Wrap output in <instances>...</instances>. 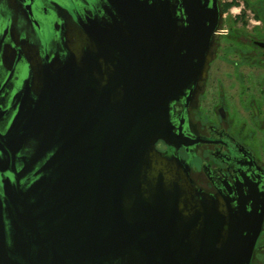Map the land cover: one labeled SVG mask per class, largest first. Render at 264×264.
<instances>
[{
  "label": "water",
  "instance_id": "95a60500",
  "mask_svg": "<svg viewBox=\"0 0 264 264\" xmlns=\"http://www.w3.org/2000/svg\"><path fill=\"white\" fill-rule=\"evenodd\" d=\"M216 8L203 34L193 21L187 70L163 56L162 40L129 38L111 90L80 82L73 57L64 78H39L37 99L21 101L5 136L11 165L22 147L33 151L12 177L0 156V264H250L262 215L226 219L196 205L179 164L154 146L170 142L168 103L180 86L207 73Z\"/></svg>",
  "mask_w": 264,
  "mask_h": 264
},
{
  "label": "flooded vegetation",
  "instance_id": "af4514ba",
  "mask_svg": "<svg viewBox=\"0 0 264 264\" xmlns=\"http://www.w3.org/2000/svg\"><path fill=\"white\" fill-rule=\"evenodd\" d=\"M231 1L216 0L207 73L195 84L179 85L168 103L170 142L158 139L154 146L179 164L177 173L187 176L196 205L226 219L262 215L250 264H264V45L259 44L264 43V2L250 0L247 6L239 0L235 9L225 6ZM212 2L0 0V156L10 158L4 176L12 177L9 169L20 170L22 157L33 151V145L22 147L11 165L5 136L21 101L31 105L37 99L35 91L44 87L43 80L37 83L41 76L64 78L73 57L80 82L111 90L107 82L121 65L129 38L162 40L159 51L181 65L189 58L193 21L198 22L195 32L203 34ZM39 167L21 179L22 185L33 181Z\"/></svg>",
  "mask_w": 264,
  "mask_h": 264
},
{
  "label": "trees",
  "instance_id": "16d2710c",
  "mask_svg": "<svg viewBox=\"0 0 264 264\" xmlns=\"http://www.w3.org/2000/svg\"><path fill=\"white\" fill-rule=\"evenodd\" d=\"M243 1H244L245 5H247V6L251 4L250 0H243ZM263 2H264V0H262V3ZM233 4H237V1L226 2L225 6L228 7V6H231Z\"/></svg>",
  "mask_w": 264,
  "mask_h": 264
},
{
  "label": "rangeland",
  "instance_id": "374dc122",
  "mask_svg": "<svg viewBox=\"0 0 264 264\" xmlns=\"http://www.w3.org/2000/svg\"><path fill=\"white\" fill-rule=\"evenodd\" d=\"M236 1V0H234ZM235 6H233L235 9L239 8V5L241 6V2L239 0H237V4H234Z\"/></svg>",
  "mask_w": 264,
  "mask_h": 264
}]
</instances>
